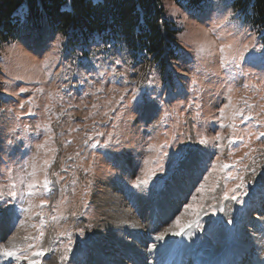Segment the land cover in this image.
I'll return each instance as SVG.
<instances>
[{
    "label": "rangeland",
    "instance_id": "1",
    "mask_svg": "<svg viewBox=\"0 0 264 264\" xmlns=\"http://www.w3.org/2000/svg\"><path fill=\"white\" fill-rule=\"evenodd\" d=\"M163 4L180 51L167 72L61 36L0 46V264H156L215 223L240 264H264V30L227 0ZM149 92L158 103L138 105ZM177 174L190 191L165 196Z\"/></svg>",
    "mask_w": 264,
    "mask_h": 264
},
{
    "label": "trees",
    "instance_id": "2",
    "mask_svg": "<svg viewBox=\"0 0 264 264\" xmlns=\"http://www.w3.org/2000/svg\"><path fill=\"white\" fill-rule=\"evenodd\" d=\"M164 0H0V46L31 37L61 36L90 53L92 46L130 51L142 63H177V27L165 14ZM201 13L211 0H172ZM252 28L264 30V0H227ZM161 65V64H160ZM164 68V69H165Z\"/></svg>",
    "mask_w": 264,
    "mask_h": 264
},
{
    "label": "bare ground",
    "instance_id": "3",
    "mask_svg": "<svg viewBox=\"0 0 264 264\" xmlns=\"http://www.w3.org/2000/svg\"><path fill=\"white\" fill-rule=\"evenodd\" d=\"M175 176H177L176 180L174 181V183L172 181L169 184L170 185L169 189L164 192L165 196H169V195L173 196L174 194L178 195V193L180 191H182L183 188H184V191H186V190L190 191V189L188 187L189 186L188 184L187 185L186 184H184V185L182 184V190H177L178 187H180L181 185L179 183V175L177 174ZM170 214L171 213L169 212L168 209L165 210V217H167ZM157 223L158 222H156V226L160 222L158 224ZM158 226H160V225H158ZM183 231H184L183 233H187V234H185L186 236L185 235L183 236V237H187L185 239V243H181L179 241L178 238L180 236L177 239L175 238V240H173L172 242L169 243V247H167V248L172 249L173 252H171V251L166 252L165 253L166 254L165 255V259L160 261V262H157L156 264H170L171 261H176V264H189V259L191 257L189 258L188 256H189L190 253H193V257L192 258L194 259V262H195L194 264H238V263L240 264L241 261H242V258H244L243 250L240 249V248H237L235 246H231L230 243L228 242V238H227L228 232H227V230L225 231L224 226L221 223H215L214 224V226L209 230V232L206 234V236H204L202 243L200 245L196 246L197 248L195 247L196 241H192L189 238L190 234L188 236L189 232L192 233V228L191 227L185 228ZM168 241H171V240H168ZM187 247H189L190 250H192V251L191 252L186 251ZM248 247L249 246L245 247V249L247 250ZM97 248H98V246H96V247H92L91 246V247H88V248L83 247L80 250H78L77 252L87 255V252L92 251V249L94 250L93 252H95V251H97ZM193 249H195V250H193ZM208 249L214 250V254H210ZM103 251L104 250H102V251L99 250V252H103ZM91 254H92V252H91ZM101 254L102 253H100V255ZM128 256L130 257V255H128ZM97 257H99V255ZM102 257H103L102 259H104V260L101 259L99 264H103V262H104V264H107V263L108 264H119V262H117L119 260L112 261L110 259H105V257L103 255H102ZM91 258H93V257H91ZM111 259H113V258H111ZM95 261H97V259ZM171 264H174V263H171ZM247 264H249V261H247Z\"/></svg>",
    "mask_w": 264,
    "mask_h": 264
},
{
    "label": "snow or ice",
    "instance_id": "4",
    "mask_svg": "<svg viewBox=\"0 0 264 264\" xmlns=\"http://www.w3.org/2000/svg\"><path fill=\"white\" fill-rule=\"evenodd\" d=\"M136 103L138 104V105H144L145 103H148V104H156V103H158V101L151 95V93L149 92L148 94H147V96L145 97V96H140V97H138V98H136ZM261 135L262 136H264V133H261ZM200 143L201 144H206L207 143V141H205V140H201L200 141ZM225 167H228V165L227 164H225ZM252 171H255L254 169L252 170ZM50 181H48V180H45V182H44V184H45V186H46V188H47V190L50 192L51 191V188L50 187H48V185H50ZM148 182L147 181H141L140 182V184H147ZM253 183V185H254V183L255 182H252ZM137 187H139V185H137ZM247 187V182H242L241 184H239V185H237L236 186V188L235 189H233L232 191H237L238 189H240V188H246ZM30 194H32V193H30ZM11 195H15V193H12ZM242 195H245V196H247L248 195V193L247 192H244V193H242ZM224 198L227 200V199H231V200H233V201H236L237 203H240L241 201H240V197L239 196H237V195H230L228 192H225L224 193ZM6 203V202H5ZM46 202H42L41 203V206H43L44 204H45ZM3 207V205L2 204H0V208H2ZM15 205H13L12 206V211H15ZM189 207H192L191 205H189ZM7 210V209H6ZM221 211H223V209H221ZM158 239H163V236H160V237H158ZM36 255H39V253H35ZM4 255H6V256H8V257H11V256H13L14 255V253L13 252H11V251H8V252H6V253H4Z\"/></svg>",
    "mask_w": 264,
    "mask_h": 264
}]
</instances>
